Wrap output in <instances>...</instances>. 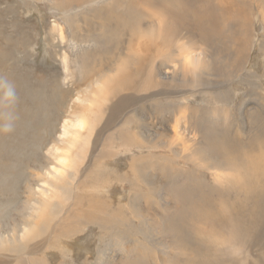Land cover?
<instances>
[{"label": "rangeland", "instance_id": "1", "mask_svg": "<svg viewBox=\"0 0 264 264\" xmlns=\"http://www.w3.org/2000/svg\"><path fill=\"white\" fill-rule=\"evenodd\" d=\"M126 1L119 22L102 6L79 11L70 27L62 17L66 1L0 0V78L16 94L11 108L0 102V123L11 114L14 125L0 132V237L6 241L0 263L10 260L8 253L22 264H264V203L247 197L235 170L221 168L246 167L264 153V0ZM69 5L78 11L74 0ZM173 18L175 44L145 37L151 22ZM106 23L118 40L87 50L86 42L107 41L98 29ZM207 23L218 33L212 43L205 41ZM195 51L207 57L200 74L186 72L179 59ZM140 53L137 81L150 74L153 87L137 95L123 91L126 102L107 103L79 169L83 179L78 173L71 181L79 189L58 191L45 206L41 191L64 120L79 109L88 112L74 98L118 57ZM185 105L186 127L196 130L200 145L187 144L183 152L166 129L180 121ZM67 210V227L50 236L56 215ZM34 226L39 230L27 234L31 240L14 243L24 227ZM25 247L35 254L20 257Z\"/></svg>", "mask_w": 264, "mask_h": 264}, {"label": "bare ground", "instance_id": "2", "mask_svg": "<svg viewBox=\"0 0 264 264\" xmlns=\"http://www.w3.org/2000/svg\"><path fill=\"white\" fill-rule=\"evenodd\" d=\"M64 1H66L68 3V8L63 11L62 17L70 27H72L74 19L79 16V11L84 12V13L85 12L86 13L87 12H94L96 10L98 11V9L101 8L102 6L105 7L106 9H112V13L113 14L115 13V20H117V22H119V20H118L119 16L117 17L116 14L124 12V7L126 6L125 2H127L126 0H117V1L105 0L103 4L99 5L97 0H74V2L78 3V5H77L78 11H75V9L73 7L74 5L73 6L69 5V3L73 0H60L61 3H63ZM130 5H132V4H130ZM113 7H115V9H113ZM87 8H89V9H87ZM127 8H129V7H127ZM123 14H125V13H123ZM165 17L168 18V14ZM177 19H179V18H177ZM169 21H170V19H169ZM117 22L113 26L115 29H117L119 27V23L117 24ZM176 22H175V18H173L172 21H170V22H168V21L166 22L164 20L153 21L150 23V26L148 25L147 27H145V32H144L145 37L152 39V41L162 40L166 44L173 45L176 43L175 42V40H176L175 31L177 28V26H175ZM122 24H125V23H122ZM132 25H133V23H132ZM132 25H130V27ZM107 26L108 25L106 23V26H99L98 27L99 30H103L106 33L105 39L107 41L105 43L104 42L103 43H101V42L100 43L99 42L87 43L86 42L85 47L87 48V50L92 49L93 45L96 48L99 47L100 45H102L103 47H106L108 44V41L113 42V41L118 40L116 36H118L119 34L115 35V33L112 32V30H111L112 26H110V27H107ZM120 27H122V26H120ZM204 29H206L204 32L205 33L204 34L205 35L204 36L205 41L207 40L208 42L212 43L211 39L215 38L214 36H216V35L218 36L217 31L215 34V25L211 24V23L210 24L207 23L205 25ZM59 31H60V33H59L60 38L62 40H64L63 30L59 29ZM245 47H247V45ZM143 56L140 53V54H133L130 57H128V56L127 57L124 56L122 58L118 57L117 63H115V65L113 67L111 66L110 69H108L107 71L102 73L99 77L97 75V77H95L94 80H90L91 83H89L87 88H85V92L83 95H80V93H79L78 96L76 98H74L75 100H74L73 104L77 103L78 105H81L82 107L88 106L89 107L88 112L86 111V109H85L86 112H81V109H79L80 112L76 111V112H74V114L72 116L70 115V117L65 118L63 126H62V131L59 129L62 132V134L59 135L60 139L57 141V144H54V148H53V151H54L53 155L55 156V162H54L55 164H53L52 167L47 172V176L49 178L46 181V184L44 186L46 189H42V191H41V192H43V197H45L47 200V202H45V206L51 205L50 203L52 200H54L53 198L56 195L55 193L58 194V191L66 190V188H68V187L71 188V186H72V191L79 189V187L71 181L73 179H75L76 175L79 173V169H82L81 165H83L86 161L88 150L90 149L89 145H91L92 138L99 131V127H100L99 125H101V122L104 120L103 118L105 117L104 114H105V109L108 105L107 103L109 101H111L112 98H117L119 101L123 102V100L125 98L124 96L127 97V95H128V94L127 95L123 94L122 93L123 91L124 92L125 91L130 92L133 90L134 92H130V94L134 95L135 92H141V90H145V89H148L149 87L150 88L153 87V80L149 78V77H151L150 74H146L140 82L137 81V78L139 76H141V72H140L141 69L139 68V64L141 62H143ZM63 58H64L63 59L64 65L66 66L65 69H66V71H68L69 70V61H68L69 59L67 56H64ZM206 58L207 57H206L204 52L195 51V52H189L188 54H186L184 59H181V58H179V59H180V63L182 64V66H184L186 72H190L192 74H194V73L200 74L201 72H204L207 70L208 66H207ZM171 61H172V59H171ZM140 66H142V65H140ZM131 72L133 73V77L131 79H129ZM121 94H123V96H120ZM135 95H137V94H135ZM155 96H157V95L155 94ZM158 96H159V94H158ZM126 101L127 100L125 98V102ZM120 107H118V108H120ZM187 107L188 106H186V105L184 107H182V109H184L183 110L184 112L181 110L178 112L180 114V117H179L180 121L178 119H176L174 121V125L173 126L170 125L166 129V131H168L170 133V135H168V137H167L168 141L175 138L176 142H177L176 144L181 145V149L183 152L189 150V147L187 146V144L193 143L194 146L200 145L199 141L197 140L198 139L197 136L194 134V131H196V130H193V129L190 130L189 128L186 127V126H189V125H187V121L185 120V117H184V116H187L185 113L187 111L185 108H187ZM208 107H209V105H208ZM59 108H61V107H58V109ZM114 112L115 111H113V113ZM188 114H189V112H188ZM190 116H192L193 118L190 119L191 123H189V124L197 126L198 125L197 116H195V114L190 115ZM50 120H52V119H50ZM212 122H213V124H216V121H212ZM103 126H105V125H103ZM180 126H182V129L178 130V127H180ZM108 128H110V127H108ZM161 128L162 129H160V128L158 129V133L164 134L165 127L164 128L161 127ZM54 129H55V127H54ZM100 139H101V137H100ZM176 144L174 146H176ZM189 153H190V155L189 156L187 155V157H189V158L194 157L193 154H191V152H189ZM75 154H78V155H75ZM180 155H182V153ZM200 156H202V155H200ZM254 157L255 156H253L252 158H254ZM77 162H81V163L78 164ZM226 164L227 165H224L221 168H224L227 166L226 169L236 171L235 175H234V179L236 181V184L237 185L239 184L241 186V189L243 191H245L246 194L248 195L247 197L248 198H249V196L251 198L255 197L256 199H254V200L260 201V204L263 205V203H264V153H261L258 159L251 160L249 162L248 166H246V167L245 166H242V167L241 166L240 167L235 166V167L231 168L230 166H232V165L228 166V163H226ZM199 166L205 168L206 170H210L209 168L206 167V165L204 164V162L202 160L200 161ZM174 170H176V169L174 168ZM181 172L184 173L185 170H182ZM222 174L223 173H221V175ZM79 175L81 176V171H80ZM212 175L215 176V179H216L215 181L221 180L220 174H212ZM82 179H83V174L81 176L80 181ZM223 179H225V178H223ZM58 185H59V188H57ZM96 190H98V189H96ZM101 190L102 189H100V191ZM244 197H245V195H244ZM251 198H249V199H251ZM66 201H67V199H66ZM43 203H44V201H43ZM37 207H38V205H37ZM71 207H73V206H71ZM71 207H69L70 210H71ZM43 210H44V208H43ZM42 212L44 214L43 216L45 217L47 211L44 210ZM69 212L70 211L67 210L62 216L56 215L55 218H57V221L52 228L50 227V230H51V232L49 234L50 236L56 232L58 227H61V228L67 227V221L69 219L68 218ZM232 213H234V212L232 211ZM66 214H67V217H66ZM231 214H229V215H231ZM226 215H228V214H226ZM262 216H263V212H262ZM249 227L247 229H249ZM26 228L24 227L23 232H20V234L22 233L21 234L22 238L20 240H19L20 236H18L19 238H17V239H16V237H15V239H13L14 243L21 242L23 244V241H26L27 239H30L33 236L32 233H36L39 230L38 227H36V226H34L32 230H29ZM39 228H41V227H39ZM73 229H74V227L72 228V230ZM17 232H18V230H17ZM45 233H49V229H47L45 232L43 231V233L41 231L40 235L41 234L43 235ZM27 234H30V235L32 234V235H31V237L28 238V236H30V235H27ZM65 235H67V234H65ZM82 242L83 241L75 243L77 245L78 249H80V250H81V247L83 246ZM4 243H6V241L4 240V237L1 236L0 237V245H4ZM21 243H19V245ZM25 250H27L26 247L24 248V252L22 255H20V257H26L27 256V258H28L29 255L35 254V253H32V251L27 252L28 250L27 251H25ZM35 251H37V250H35ZM19 252H21V249H19ZM17 254H18V251H17ZM4 257L10 259V260H7V262H6L7 264H14L15 262L18 263L19 261H21L19 256L16 257L15 255H9L8 253L4 254ZM27 260H29V259H27ZM19 264H22V263L19 262Z\"/></svg>", "mask_w": 264, "mask_h": 264}, {"label": "clouds", "instance_id": "3", "mask_svg": "<svg viewBox=\"0 0 264 264\" xmlns=\"http://www.w3.org/2000/svg\"><path fill=\"white\" fill-rule=\"evenodd\" d=\"M0 92H2V100L0 102L7 105L9 108L16 102V94L14 88L7 84L2 78H0ZM13 130V117L11 114L4 120L3 123H0V132L8 133Z\"/></svg>", "mask_w": 264, "mask_h": 264}]
</instances>
